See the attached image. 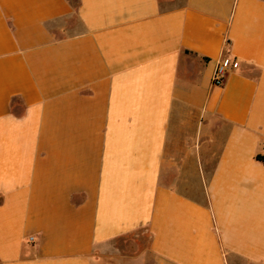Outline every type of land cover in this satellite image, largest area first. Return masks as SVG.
Returning a JSON list of instances; mask_svg holds the SVG:
<instances>
[{
    "label": "crops",
    "instance_id": "0c3cea01",
    "mask_svg": "<svg viewBox=\"0 0 264 264\" xmlns=\"http://www.w3.org/2000/svg\"><path fill=\"white\" fill-rule=\"evenodd\" d=\"M257 156L264 0H0V264H264Z\"/></svg>",
    "mask_w": 264,
    "mask_h": 264
},
{
    "label": "built area",
    "instance_id": "2783aa9c",
    "mask_svg": "<svg viewBox=\"0 0 264 264\" xmlns=\"http://www.w3.org/2000/svg\"><path fill=\"white\" fill-rule=\"evenodd\" d=\"M238 68V63L229 58L219 60L212 77V85L221 88L224 85L227 74Z\"/></svg>",
    "mask_w": 264,
    "mask_h": 264
},
{
    "label": "trees",
    "instance_id": "16d2710c",
    "mask_svg": "<svg viewBox=\"0 0 264 264\" xmlns=\"http://www.w3.org/2000/svg\"><path fill=\"white\" fill-rule=\"evenodd\" d=\"M256 159H257V161H260L264 164V158L263 157L257 156Z\"/></svg>",
    "mask_w": 264,
    "mask_h": 264
}]
</instances>
